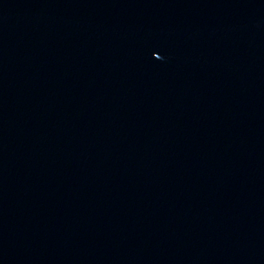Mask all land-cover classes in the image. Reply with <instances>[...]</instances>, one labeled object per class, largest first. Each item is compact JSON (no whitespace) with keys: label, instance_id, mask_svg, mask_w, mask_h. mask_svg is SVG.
I'll list each match as a JSON object with an SVG mask.
<instances>
[{"label":"water","instance_id":"obj_1","mask_svg":"<svg viewBox=\"0 0 264 264\" xmlns=\"http://www.w3.org/2000/svg\"><path fill=\"white\" fill-rule=\"evenodd\" d=\"M0 264H264V0H0Z\"/></svg>","mask_w":264,"mask_h":264}]
</instances>
